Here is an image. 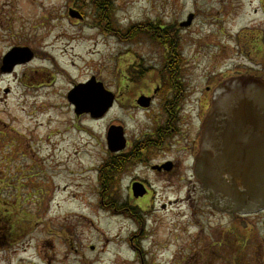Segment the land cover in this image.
<instances>
[{
    "label": "rangeland",
    "instance_id": "1",
    "mask_svg": "<svg viewBox=\"0 0 264 264\" xmlns=\"http://www.w3.org/2000/svg\"><path fill=\"white\" fill-rule=\"evenodd\" d=\"M92 4L0 0V69L14 47L34 54L13 73L0 72V264H141L129 246L135 227L100 206L106 130L118 111L104 119L77 117L67 99L92 78L116 94L118 77L125 83L127 76L128 48L140 68L157 64L148 61L152 46L143 29L131 48L112 30L146 23L177 29L187 85L203 94L231 77L264 79V0H116L106 34L98 27L106 20L97 25ZM74 6L85 20L68 15ZM191 15L192 25L180 30ZM123 118L131 134L142 115L129 109ZM106 195L114 204L120 191L112 185ZM240 229L248 243L244 254L235 253L236 263L264 264V215ZM143 257L145 264H162L157 252L143 249Z\"/></svg>",
    "mask_w": 264,
    "mask_h": 264
},
{
    "label": "flooded vegetation",
    "instance_id": "2",
    "mask_svg": "<svg viewBox=\"0 0 264 264\" xmlns=\"http://www.w3.org/2000/svg\"><path fill=\"white\" fill-rule=\"evenodd\" d=\"M95 1L99 2L98 6L92 4L95 18L114 12L116 0ZM68 11L81 19L78 21L86 19L78 7ZM111 23L107 21L102 27L105 34ZM137 29H143V41L152 46V60L148 61L157 64L147 63L146 68H140L134 50H126L127 76L125 83L118 77L114 94L116 124L106 130L107 146L109 129L114 126L115 136L119 137L117 144L124 147L115 154L108 151L101 164L100 206L135 227L128 236L129 246L139 253L141 264H145L143 249L157 252L162 264H237L235 253L244 254L248 243L241 241L244 234L240 228L246 219L260 217L264 212L249 216L218 212L210 206L196 179L202 126L214 86L206 87L203 94L187 85L191 82L184 69L185 54L177 29L146 23L130 26L126 31L116 28L110 34L131 48L139 38ZM157 66L160 68L156 71ZM0 72L3 73L2 67ZM129 109L142 115L131 134L123 124L124 111ZM112 185L120 191L114 204L106 195ZM108 207L111 209L107 211Z\"/></svg>",
    "mask_w": 264,
    "mask_h": 264
},
{
    "label": "water",
    "instance_id": "3",
    "mask_svg": "<svg viewBox=\"0 0 264 264\" xmlns=\"http://www.w3.org/2000/svg\"><path fill=\"white\" fill-rule=\"evenodd\" d=\"M193 21L183 26L188 27ZM29 51L14 50L5 59L6 71L30 61ZM10 67V68H9ZM77 116L101 118L113 105L114 95L95 79L75 87L68 96ZM116 128L110 131V150L118 146ZM196 179L210 206L218 212L252 215L264 211V80L252 75L231 77L213 92L206 115Z\"/></svg>",
    "mask_w": 264,
    "mask_h": 264
},
{
    "label": "trees",
    "instance_id": "4",
    "mask_svg": "<svg viewBox=\"0 0 264 264\" xmlns=\"http://www.w3.org/2000/svg\"><path fill=\"white\" fill-rule=\"evenodd\" d=\"M95 4L96 5H99V2L98 1H95ZM104 15H107V13H105Z\"/></svg>",
    "mask_w": 264,
    "mask_h": 264
},
{
    "label": "bare ground",
    "instance_id": "5",
    "mask_svg": "<svg viewBox=\"0 0 264 264\" xmlns=\"http://www.w3.org/2000/svg\"><path fill=\"white\" fill-rule=\"evenodd\" d=\"M111 245H114V244H113V243H112V244L110 243V246H111Z\"/></svg>",
    "mask_w": 264,
    "mask_h": 264
}]
</instances>
